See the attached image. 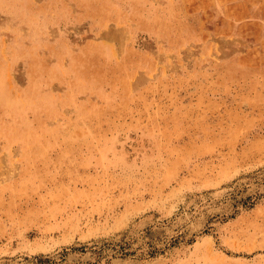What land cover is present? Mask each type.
<instances>
[{"label":"rangeland","instance_id":"374dc122","mask_svg":"<svg viewBox=\"0 0 264 264\" xmlns=\"http://www.w3.org/2000/svg\"><path fill=\"white\" fill-rule=\"evenodd\" d=\"M0 264H264V0H0Z\"/></svg>","mask_w":264,"mask_h":264},{"label":"trees","instance_id":"16d2710c","mask_svg":"<svg viewBox=\"0 0 264 264\" xmlns=\"http://www.w3.org/2000/svg\"><path fill=\"white\" fill-rule=\"evenodd\" d=\"M124 245H127V244H124ZM122 249H123V251H126V247H123ZM150 253H151V254H155V253H157V252H156V250H151Z\"/></svg>","mask_w":264,"mask_h":264},{"label":"bare ground","instance_id":"6f19581e","mask_svg":"<svg viewBox=\"0 0 264 264\" xmlns=\"http://www.w3.org/2000/svg\"><path fill=\"white\" fill-rule=\"evenodd\" d=\"M248 1V0H247ZM232 12V11H231Z\"/></svg>","mask_w":264,"mask_h":264}]
</instances>
